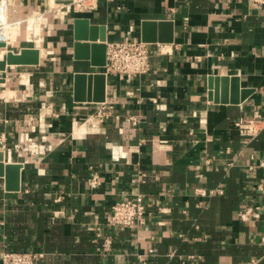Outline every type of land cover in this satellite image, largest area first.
<instances>
[{"label": "crops", "instance_id": "1", "mask_svg": "<svg viewBox=\"0 0 264 264\" xmlns=\"http://www.w3.org/2000/svg\"><path fill=\"white\" fill-rule=\"evenodd\" d=\"M15 1L50 21L29 47L40 51L39 65L0 70V154L20 173L16 191L0 177V258L9 250L43 253L41 264H264L256 189L264 172L249 169L264 162V128L245 144L234 126L264 117V2L89 0L74 13L54 0L49 9L44 0ZM77 16L104 26L106 42L140 38L143 20L174 22L173 43L151 44L146 74L106 76L114 109L103 120L94 117L99 103L73 100L74 74L102 71L73 58ZM26 25L30 37L18 41L39 34ZM223 76L226 101L220 86L215 102L210 79ZM231 79L238 96L249 91L238 103ZM131 195L145 199V219L103 225L110 206ZM256 203L259 211L240 220Z\"/></svg>", "mask_w": 264, "mask_h": 264}, {"label": "built area", "instance_id": "2", "mask_svg": "<svg viewBox=\"0 0 264 264\" xmlns=\"http://www.w3.org/2000/svg\"><path fill=\"white\" fill-rule=\"evenodd\" d=\"M86 0H73L71 4L66 6L68 12L77 13L85 6L83 2ZM264 2V0H262ZM9 0H0V8ZM89 7V6H86ZM7 45V44H6ZM150 48L151 44L141 41L140 38H130L119 41L106 42V63L102 67V73L106 76L117 75L119 77H134L146 74L150 67ZM113 104L107 101L98 104V108L94 114L96 119H106L112 115ZM131 122H135V118L130 117ZM239 134L245 144L255 139L264 128V117L255 112L252 118H240L234 123ZM1 148H4L3 140H0ZM262 169L264 172V162L260 161L255 166H249V169ZM92 186L98 184V176L95 174L92 178ZM256 189L264 194V173L258 180ZM219 192V191H218ZM221 193V191H220ZM203 195H207L202 193ZM144 198L140 195H131L120 201L113 203L109 211L105 215L103 225L108 227L133 228L140 224L145 218L146 205ZM261 206L256 204L247 205L239 212V219L246 222L254 216ZM94 238H102L101 225L96 224L93 227ZM264 244V233L260 239ZM110 238H104L103 247L108 250L110 248ZM43 253L33 251H9L4 250L1 253L0 264H41ZM258 260L252 259L250 264H257Z\"/></svg>", "mask_w": 264, "mask_h": 264}, {"label": "water", "instance_id": "3", "mask_svg": "<svg viewBox=\"0 0 264 264\" xmlns=\"http://www.w3.org/2000/svg\"><path fill=\"white\" fill-rule=\"evenodd\" d=\"M69 5L73 0H55ZM100 32V33H99ZM73 58L87 60L93 68H102L106 63V28L91 24L86 18L73 19ZM140 39L145 43L168 44L174 41V22L171 20H143L140 24ZM7 45L0 41V49H5V54L0 60V70L10 65H39L40 51L37 48H22L19 52L6 50ZM211 88L214 101L218 102V88H222L221 102L226 101L225 89L228 78H211ZM237 79H231L233 98L231 103H238L246 98L249 91H242L237 95ZM73 100L76 102L102 103L106 101V75L102 72L75 73L73 76ZM88 88V90H87ZM0 177L5 178L6 189L16 191L19 187V165L2 162L0 154Z\"/></svg>", "mask_w": 264, "mask_h": 264}, {"label": "rangeland", "instance_id": "4", "mask_svg": "<svg viewBox=\"0 0 264 264\" xmlns=\"http://www.w3.org/2000/svg\"><path fill=\"white\" fill-rule=\"evenodd\" d=\"M43 3H45V8H48V5L46 4L47 3L46 0H44ZM83 3L85 6L90 5L89 0H87ZM9 4H10L9 10H11V15L9 13L8 17H9V20H11V22H13V23L15 22L14 24L13 23L10 24L11 26L13 25V27L17 28V27H20L19 25H21V24L26 25V23L27 24L32 23L35 26L39 25L40 32L37 35L31 34V38L29 41L28 40H21V41H18L16 43H10L9 44L10 48H8V50L14 49L16 51H20V49H22V48H29L31 46H34V44H36V43L39 44L41 42V40H44V38H45L44 34L48 30V27H49L48 23L50 21V20L49 21L47 20L48 17H45L46 14L39 17L38 15H36V12L33 13V12L20 11L21 7L19 6V3L15 0L14 1L10 0ZM51 7L55 8L56 5L51 6ZM31 16L32 17L35 16V17L30 18ZM9 20H7V22L5 23V25L2 28L7 27Z\"/></svg>", "mask_w": 264, "mask_h": 264}, {"label": "bare ground", "instance_id": "5", "mask_svg": "<svg viewBox=\"0 0 264 264\" xmlns=\"http://www.w3.org/2000/svg\"><path fill=\"white\" fill-rule=\"evenodd\" d=\"M9 3H10V0H9ZM9 3L6 2L3 5V7L1 6L0 8V41L5 42L6 44L18 42V40L20 39V37H22L23 34H24V37H30V30L28 28V25L21 24L19 25L20 27H17V28L13 27V25L12 26L10 25L13 22H11V20H9V17H8L9 13L11 15V10H9L10 8ZM7 20H9L7 27L2 28L7 22Z\"/></svg>", "mask_w": 264, "mask_h": 264}]
</instances>
